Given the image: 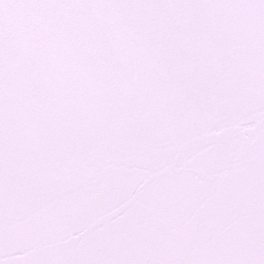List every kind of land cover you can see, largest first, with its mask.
Segmentation results:
<instances>
[{
  "label": "snow or ice",
  "instance_id": "snow-or-ice-1",
  "mask_svg": "<svg viewBox=\"0 0 264 264\" xmlns=\"http://www.w3.org/2000/svg\"><path fill=\"white\" fill-rule=\"evenodd\" d=\"M0 264H264V0H0Z\"/></svg>",
  "mask_w": 264,
  "mask_h": 264
}]
</instances>
